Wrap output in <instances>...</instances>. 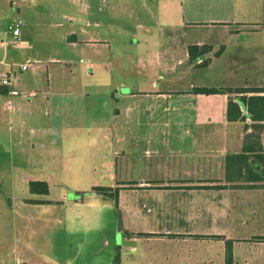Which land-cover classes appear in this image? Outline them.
<instances>
[{"label": "crops", "instance_id": "obj_1", "mask_svg": "<svg viewBox=\"0 0 264 264\" xmlns=\"http://www.w3.org/2000/svg\"><path fill=\"white\" fill-rule=\"evenodd\" d=\"M83 10L85 25L64 39L76 58L50 59L72 78L48 75L44 90L47 102L74 95L77 104L54 116L56 124L43 122L40 110L29 113L36 129L27 140L9 136L7 147L12 158L34 153L31 161L42 166L50 152L71 175L70 162L79 167L85 156L90 170L101 167L116 202L93 190L102 185L91 187L87 201L77 187L68 201L61 188L55 198L25 197L38 202L21 205L22 235L10 251L29 264H81L83 255L86 264H226L227 253L231 264H264V157L256 156L264 154V120H252L240 104L243 119L226 116L229 98L264 87V0H87ZM69 18V26L77 21ZM190 45L198 46L192 55ZM255 123L261 150L250 136ZM56 171L38 176L50 191ZM60 205L81 206L86 216L66 226L72 233L63 241L61 226L43 221ZM33 213L42 218L34 226L26 220ZM77 227L89 233L76 238Z\"/></svg>", "mask_w": 264, "mask_h": 264}, {"label": "rangeland", "instance_id": "obj_2", "mask_svg": "<svg viewBox=\"0 0 264 264\" xmlns=\"http://www.w3.org/2000/svg\"><path fill=\"white\" fill-rule=\"evenodd\" d=\"M86 1L0 0V41L2 42L0 45V77L6 69H9V65L11 64L13 65L15 86L22 91L32 90L36 92L35 98L0 95V251L2 253L0 256V264H16V262H19V264L30 263L23 253L19 252L20 254L15 257L9 249L14 235H22L20 226L22 217H20L19 212H22L23 208H21L22 204L20 201L28 195L27 185L30 180L41 178L38 176L40 174L42 175L43 171L54 172L56 171L55 167H57L58 170L56 172L60 174L57 175L59 176L57 178L60 180L59 184L61 186V189H59L65 192L66 195L63 200L67 201L75 193V187L86 191L83 193L85 201L90 199L92 193L90 189L92 186L102 185V188H108L107 186H103L108 183V179L98 176L101 172V167L98 166L96 170H90L89 165L86 164L87 160L85 156L79 161V167H75V161L70 162V167L72 166L74 172L77 171L74 175H71L66 172V169L63 168L64 166L59 167L58 163L54 162L55 160L51 157L52 153L50 154V152L47 153V156H44V161L49 162L42 166V164H36V159L31 161L30 158H34V153L28 154L27 157L25 154L21 156L20 152L12 158L7 147L9 136L27 140L30 128L36 129L37 125L29 119V113L40 110L42 115L41 120L43 122L46 124H50V122L56 124L57 119L54 116L58 117L59 120V116L69 112L70 108L68 106H75L77 104V97H74V95L55 96L54 99L59 102L54 103L51 100L47 102L46 96H44V90L48 75L51 76L50 78L53 81H59L61 78H72L69 69L66 66L64 67L63 62L51 61L50 59L59 58L61 60H67L76 58L77 54L66 45L64 39L67 38V33L72 27L75 28L80 25H85L86 15L83 9ZM70 15L77 17V21H73L71 26H69ZM14 19L21 20L20 34L18 35L16 43H7L11 39L8 25ZM27 60L30 62L28 68L21 71L19 65ZM58 66L59 68H57ZM213 72L212 69L210 73L213 74ZM56 88L60 90L61 88L66 89L69 87H58L54 85L52 90L56 91ZM71 88L73 89V87ZM64 91L68 90L66 89ZM49 98L51 97L49 96ZM7 100H11L12 104L9 106L6 105ZM35 100H42L43 103L46 101V108H42L39 104L40 102L36 103ZM44 110H46L47 114H43ZM76 112L77 110L75 109L72 118L69 117V119H73ZM51 117L54 118V121H52ZM39 132L40 130H35L34 134L41 136ZM47 138H50V136H47ZM48 146L50 147V144ZM59 146L62 147L61 153L65 157H70L71 160H74V156H76L74 151L71 152V150L65 148V145L61 143ZM32 155L33 157H31ZM99 161V159L96 160V162ZM127 178L133 179L134 177ZM95 191L101 194L108 193V189L100 191L95 189ZM57 196L58 194L56 193ZM110 197L113 199L112 196ZM64 205H60V212H54L48 208V213L46 216L44 215L45 217L43 219L48 224H58L61 226L62 230L58 231L59 234L62 233L61 236L56 235L61 241L69 238L72 233L66 229V226L69 227L68 225L73 222L79 225L80 222L86 221V216L81 215V206H78V208L72 206L71 208L70 206ZM24 209L28 210L27 208ZM37 214L33 213L26 218L27 222L32 226L42 220V218H36ZM105 218L107 219V217ZM103 219L101 215L98 220L102 221ZM94 220L98 221L97 219ZM77 228L78 230L74 235L76 238L80 239L82 238V234L89 233V230H82L80 229L81 227ZM54 236L52 235L51 238L54 239ZM104 236L106 238L108 237L105 233ZM94 237H97L96 231H94ZM40 238L43 237H40V235H32L30 237L32 241L37 239L41 241ZM84 256H80L79 262L81 264H86L85 262H87ZM104 259V255L98 258L99 261ZM36 260L34 259V261Z\"/></svg>", "mask_w": 264, "mask_h": 264}, {"label": "trees", "instance_id": "obj_3", "mask_svg": "<svg viewBox=\"0 0 264 264\" xmlns=\"http://www.w3.org/2000/svg\"><path fill=\"white\" fill-rule=\"evenodd\" d=\"M197 45H190L189 46V54L192 55L193 50L197 49ZM195 92H200V93H215L218 92L217 89L213 88H208V87H195L193 89ZM243 91L247 92H254L255 94L253 95H242L239 98L241 101L245 104L247 113L250 114V117L252 120H264L263 117L264 115V87H255L251 89H244ZM226 116L228 120H238V119H243L244 115L240 109L239 103L237 101H234L232 98H229L227 101V111H226ZM261 127L260 123H255L253 125V129L255 130V133H252L250 136L253 138L254 143L258 146V149L261 150V145L259 143V134L258 130ZM257 157L262 159L264 157V154H256ZM236 157L240 158L239 155H236ZM38 182H31V187L33 188L34 184ZM44 185L46 188V184L43 182H39ZM94 189L97 190H103V189H108L109 188H102V186H95L93 187ZM109 196H112L114 198V201L116 202V190L114 192H108ZM226 264H231V258L229 253H227L226 258H225Z\"/></svg>", "mask_w": 264, "mask_h": 264}, {"label": "built area", "instance_id": "obj_4", "mask_svg": "<svg viewBox=\"0 0 264 264\" xmlns=\"http://www.w3.org/2000/svg\"><path fill=\"white\" fill-rule=\"evenodd\" d=\"M20 19H14L12 22L8 25L9 33L11 36V39L7 43H16L18 35L20 34ZM29 61H25L19 65V68L21 71L26 70L29 65ZM0 86L5 87V92L7 96L10 97H23V98H32L35 96L36 92L32 90H26L22 91L18 89L14 84V74H13V65H9V69H6V71L2 74L0 77Z\"/></svg>", "mask_w": 264, "mask_h": 264}, {"label": "flooded vegetation", "instance_id": "obj_5", "mask_svg": "<svg viewBox=\"0 0 264 264\" xmlns=\"http://www.w3.org/2000/svg\"><path fill=\"white\" fill-rule=\"evenodd\" d=\"M54 180H55V182H52V184H51V191H50V189H49V187H48V184H47V182L46 181H41V180H38V179H34V180H30L29 182H28V185H27V191H28V195L26 196V197H32V196H30V195H34L33 197H41V196H43V195H47V196H52V197H56V193H57V191H58V189L61 187L60 186V181L58 180V178L57 177H52ZM31 182H38V183H36V184H34V186H33V188L31 187ZM39 182H43V183H45L46 184V188L44 187V185L43 184H41V183H39ZM59 184V185H58ZM93 190H95V189H93ZM99 194H101V193H99ZM102 195H104V196H108V193H104V194H102ZM21 204H24V203H26V202H28V203H36V202H38L37 201V199H32V198H25V197H23L22 199H21ZM44 203H46V202H44ZM25 205V204H24Z\"/></svg>", "mask_w": 264, "mask_h": 264}, {"label": "water", "instance_id": "obj_6", "mask_svg": "<svg viewBox=\"0 0 264 264\" xmlns=\"http://www.w3.org/2000/svg\"><path fill=\"white\" fill-rule=\"evenodd\" d=\"M237 102L241 105V107H242L243 111L246 113V115L249 116L248 113L246 112L244 103L240 99H237Z\"/></svg>", "mask_w": 264, "mask_h": 264}]
</instances>
